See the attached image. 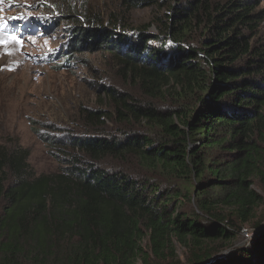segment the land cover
<instances>
[{
    "label": "trees",
    "instance_id": "1",
    "mask_svg": "<svg viewBox=\"0 0 264 264\" xmlns=\"http://www.w3.org/2000/svg\"><path fill=\"white\" fill-rule=\"evenodd\" d=\"M261 1L123 0L154 11V32L80 15L92 27L74 45L115 59L109 110H83L86 136L60 145L77 153L57 172L36 175L27 150L0 144V264H199L258 225ZM9 16L21 35L49 27ZM207 264H264V233Z\"/></svg>",
    "mask_w": 264,
    "mask_h": 264
},
{
    "label": "rangeland",
    "instance_id": "2",
    "mask_svg": "<svg viewBox=\"0 0 264 264\" xmlns=\"http://www.w3.org/2000/svg\"><path fill=\"white\" fill-rule=\"evenodd\" d=\"M122 1L0 0V21L24 13L49 24L47 30L32 35L7 36L0 29V144L27 150L26 162L36 175L70 165L77 150L62 151L60 145L86 136L84 109L109 110L103 90L115 85V59L98 44L74 45L78 27H92L80 15L98 19L94 27H110L119 19L118 25L127 30L147 24L150 32L156 30L151 8H127ZM258 8H264V0ZM261 28L264 32V20ZM78 155L82 163H90ZM252 232L243 228L240 235ZM237 240L243 247L250 242ZM175 252L178 260L185 261L183 248L176 245Z\"/></svg>",
    "mask_w": 264,
    "mask_h": 264
},
{
    "label": "water",
    "instance_id": "3",
    "mask_svg": "<svg viewBox=\"0 0 264 264\" xmlns=\"http://www.w3.org/2000/svg\"><path fill=\"white\" fill-rule=\"evenodd\" d=\"M252 230H253L254 232H252L249 236H241V235H240V238H238L237 241L243 240V241L246 242V241L249 239V241H250L249 243H252V242L256 239V237H257L258 235L264 233V216H263L262 219L259 221L258 225L255 226V228L252 229ZM241 233H242V231H241ZM242 235H244V234H242ZM243 241H242V242H243ZM249 243H248V244H249ZM238 247H239V245L236 244V240H235V241H232L231 245H229L228 247H226V248H224V249L221 250V253L216 254V255H212V256L210 257V259L207 260L205 263H199V264L212 263V262H214L215 260H217L218 258H220L222 255H226V254L232 252L233 250H235V249L238 248Z\"/></svg>",
    "mask_w": 264,
    "mask_h": 264
},
{
    "label": "snow or ice",
    "instance_id": "4",
    "mask_svg": "<svg viewBox=\"0 0 264 264\" xmlns=\"http://www.w3.org/2000/svg\"><path fill=\"white\" fill-rule=\"evenodd\" d=\"M4 27V25H0V29H2Z\"/></svg>",
    "mask_w": 264,
    "mask_h": 264
}]
</instances>
